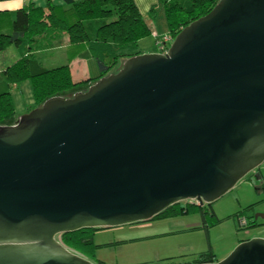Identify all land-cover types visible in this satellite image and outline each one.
I'll use <instances>...</instances> for the list:
<instances>
[{
    "label": "water",
    "instance_id": "water-1",
    "mask_svg": "<svg viewBox=\"0 0 264 264\" xmlns=\"http://www.w3.org/2000/svg\"><path fill=\"white\" fill-rule=\"evenodd\" d=\"M263 162L264 0H221L167 54L0 125V264H94L57 237L211 205ZM206 264H264V238Z\"/></svg>",
    "mask_w": 264,
    "mask_h": 264
},
{
    "label": "trees",
    "instance_id": "trees-1",
    "mask_svg": "<svg viewBox=\"0 0 264 264\" xmlns=\"http://www.w3.org/2000/svg\"><path fill=\"white\" fill-rule=\"evenodd\" d=\"M221 0H166L165 19L168 32L174 38L194 21L209 14ZM45 15L42 9L30 7L15 13L0 12V53L9 47L25 46L23 54L5 71H0V125H13L18 117L12 90L14 86L27 83L30 86L33 105L30 112L55 96L71 97L78 91H87L100 79L114 73L123 63L141 54L139 42L154 35L153 28L141 15L133 0H82L68 8L49 5ZM33 8V9H32ZM69 36L73 46L71 62L75 57L89 53L96 73L86 80L75 82L70 64L47 68L33 54L34 50L55 46L54 36ZM155 36L157 46L158 38ZM62 38V37H61ZM60 38V40H61ZM83 51V52H82ZM84 53V54H83ZM201 213L203 230L219 221L213 209L189 203L174 205L151 221L171 218L181 214ZM255 222L247 223L252 228ZM100 229H83L58 236L60 243L69 251L89 261L95 259L94 234ZM92 262V261H91ZM218 262L213 251L200 253L190 262L168 261L167 264H206ZM98 264H106L99 261ZM166 264V263H158Z\"/></svg>",
    "mask_w": 264,
    "mask_h": 264
},
{
    "label": "rangeland",
    "instance_id": "rangeland-1",
    "mask_svg": "<svg viewBox=\"0 0 264 264\" xmlns=\"http://www.w3.org/2000/svg\"><path fill=\"white\" fill-rule=\"evenodd\" d=\"M139 48L144 52L142 54H148L147 51L160 53L154 36L141 40ZM10 49L12 50L0 53L2 71L17 61L12 54L15 46ZM42 62L47 68L57 65L54 60L44 59ZM121 68L119 65L114 73H118ZM22 85L19 84V89L16 85L12 90L18 117L25 114L21 108L24 103L29 105L27 99L32 95L29 84L27 92H24ZM74 94L70 96L73 97ZM256 170L261 178L250 172L230 192L213 204V211L219 221L209 229V232L202 228L203 219L200 212L100 229L94 234L97 247L94 251L95 259L91 261L94 264H98L99 261L106 264L190 262L209 248L218 261L226 259L241 242L264 238V226L245 228L252 215H264V162Z\"/></svg>",
    "mask_w": 264,
    "mask_h": 264
},
{
    "label": "crops",
    "instance_id": "crops-1",
    "mask_svg": "<svg viewBox=\"0 0 264 264\" xmlns=\"http://www.w3.org/2000/svg\"><path fill=\"white\" fill-rule=\"evenodd\" d=\"M82 0H0V12H9L13 15L18 10L21 9H30V7L42 9L45 12V15L49 12V5L59 7V8H68L74 3L80 2ZM139 9L141 15L148 22V24L153 28L154 35L152 36H160L164 35L168 32V27L165 19V1L166 0H133ZM33 9V8H32ZM62 37V38H61ZM61 40L59 37L54 36V43L58 41L55 46L50 45V47H46L44 49H37L29 53L30 55L38 58L40 61H44V59L54 60V63L57 65L70 64L71 73L73 76V80L75 82H80L86 80L89 76L96 73V70L93 64V58H88L89 53L82 55L80 57H75V59L71 62L73 51L72 48L74 45L71 44L69 40V36L64 33L61 36ZM12 47V46H11ZM7 50H12L10 47ZM7 50L5 52H7ZM141 50V48H140ZM142 51V50H141ZM83 52V51H82ZM146 52V51H145ZM27 50L25 46H21L20 48L15 46L13 49V58L22 57L23 54H27ZM144 53L143 51L141 54ZM147 53H153L147 51ZM84 54V53H83ZM16 62V61H15ZM44 66V65H43ZM2 71V69L0 70ZM24 88V92H27V83L22 85ZM19 89V87H18ZM18 92V91H17ZM32 95H30L29 105L24 103L25 105L21 108L23 113H26L28 107L33 105ZM22 100V98H21Z\"/></svg>",
    "mask_w": 264,
    "mask_h": 264
},
{
    "label": "built area",
    "instance_id": "built-area-1",
    "mask_svg": "<svg viewBox=\"0 0 264 264\" xmlns=\"http://www.w3.org/2000/svg\"><path fill=\"white\" fill-rule=\"evenodd\" d=\"M173 39L170 35H163L158 38L157 46L161 54H167Z\"/></svg>",
    "mask_w": 264,
    "mask_h": 264
},
{
    "label": "flooded vegetation",
    "instance_id": "flooded-vegetation-1",
    "mask_svg": "<svg viewBox=\"0 0 264 264\" xmlns=\"http://www.w3.org/2000/svg\"><path fill=\"white\" fill-rule=\"evenodd\" d=\"M252 174H254L255 176H257L258 178H261L262 176H260L258 173H257V170H253L251 172ZM249 175V174H248ZM251 175V174H250ZM214 204V203H213ZM213 204L211 205H208V206H204L205 208H208V209H213ZM199 207V206H198ZM202 208V207H201ZM252 208V207H251ZM263 215L262 214H254L252 215V217H250V222H255L256 225L253 226L252 228L254 227H260V226H264V218L262 217ZM260 219H263V221L261 222ZM248 223H249V220H248ZM247 241V240H246Z\"/></svg>",
    "mask_w": 264,
    "mask_h": 264
}]
</instances>
